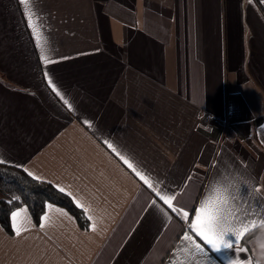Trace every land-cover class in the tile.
Masks as SVG:
<instances>
[{
	"label": "crops",
	"instance_id": "crops-1",
	"mask_svg": "<svg viewBox=\"0 0 264 264\" xmlns=\"http://www.w3.org/2000/svg\"><path fill=\"white\" fill-rule=\"evenodd\" d=\"M30 5L39 38L21 0H0L1 164L89 228L18 208L0 264H264V230L243 243L264 226V0ZM209 197L236 225L219 252L191 227Z\"/></svg>",
	"mask_w": 264,
	"mask_h": 264
},
{
	"label": "trees",
	"instance_id": "trees-1",
	"mask_svg": "<svg viewBox=\"0 0 264 264\" xmlns=\"http://www.w3.org/2000/svg\"><path fill=\"white\" fill-rule=\"evenodd\" d=\"M263 120L264 116L258 117L252 122V126L260 125ZM0 194V226L7 234H11L10 215L14 210L25 208L32 223L38 225L47 205L64 209L80 230L86 231L89 228L88 218L70 197L49 183L30 177L18 167L0 163ZM262 230L264 226L247 234L243 243L246 244Z\"/></svg>",
	"mask_w": 264,
	"mask_h": 264
},
{
	"label": "snow or ice",
	"instance_id": "snow-or-ice-1",
	"mask_svg": "<svg viewBox=\"0 0 264 264\" xmlns=\"http://www.w3.org/2000/svg\"><path fill=\"white\" fill-rule=\"evenodd\" d=\"M21 3L25 7V17L28 19V27L32 29L34 38H39V34L37 33L35 26L36 13L31 8L30 0H21ZM43 39L46 43L47 38L44 37ZM41 58L45 64L49 62L45 56L42 55ZM45 76L48 77V73H45ZM48 83L52 87V91L55 92L56 95L60 96L61 93L57 90L50 78L48 79ZM65 103H68L66 99ZM3 162L4 161L0 160V163ZM125 163H127V161H125ZM129 167H132V165L129 164ZM141 179L144 178L141 177ZM145 182L147 183L148 181ZM161 199H163L165 203H168L171 207V202L175 199V197L161 196ZM184 215L187 217L188 213L185 212ZM19 216L20 213H13L12 219L14 224L17 222ZM191 227L197 231L198 235L205 241L209 248L216 252H219L221 249L231 248L234 244V241L229 239V237L236 233V225L232 224L225 217V215L219 211L212 197H209L202 202L199 210L197 211L196 219L193 221ZM17 235H19V230H17ZM184 239L188 240L189 238L185 236ZM196 249L201 254L204 253V249H202L199 245H196Z\"/></svg>",
	"mask_w": 264,
	"mask_h": 264
},
{
	"label": "rangeland",
	"instance_id": "rangeland-1",
	"mask_svg": "<svg viewBox=\"0 0 264 264\" xmlns=\"http://www.w3.org/2000/svg\"><path fill=\"white\" fill-rule=\"evenodd\" d=\"M1 195V194H0ZM1 197H2V195H1Z\"/></svg>",
	"mask_w": 264,
	"mask_h": 264
}]
</instances>
